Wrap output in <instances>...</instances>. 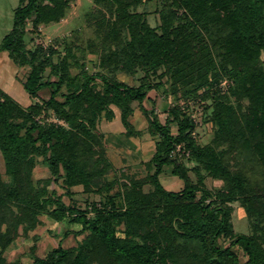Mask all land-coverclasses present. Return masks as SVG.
<instances>
[{
  "label": "trees",
  "instance_id": "1",
  "mask_svg": "<svg viewBox=\"0 0 264 264\" xmlns=\"http://www.w3.org/2000/svg\"><path fill=\"white\" fill-rule=\"evenodd\" d=\"M73 1L20 0L0 47L25 72L23 87L33 100L23 106L0 88L7 178L0 171V264H22L8 262L5 252L20 230L33 232L43 215L79 224L78 235H87L32 264H264V0H161L155 28L136 11L154 0H94L89 22L97 44L87 48L99 54L96 73L80 62L71 42L63 53L55 46H27L26 35L33 39L64 21ZM139 73L138 86L118 79ZM223 82L229 83L225 90ZM162 89L174 101L164 124L144 106L151 92ZM191 101L203 106L202 120L214 128L207 145L184 107ZM134 103L157 140L147 179L128 177L121 184L108 179L116 168L98 126L120 114L123 135L136 136ZM40 159L51 177L35 182ZM167 173L182 181L181 191L163 186ZM207 178L223 186L210 190ZM52 184L67 196L82 187L103 199L80 209L50 190ZM235 203L251 234H236Z\"/></svg>",
  "mask_w": 264,
  "mask_h": 264
},
{
  "label": "rangeland",
  "instance_id": "2",
  "mask_svg": "<svg viewBox=\"0 0 264 264\" xmlns=\"http://www.w3.org/2000/svg\"><path fill=\"white\" fill-rule=\"evenodd\" d=\"M94 0H74L71 5V10L67 18L58 24H52L42 30L40 36L31 38L26 35L27 46L29 49L35 48L36 45H43L44 47L55 46L63 53L65 42L70 43L76 47V53L80 62H85L87 69L91 73L99 71V54L89 52L87 48L90 43L97 44L95 30L93 23L89 22L90 14L93 12ZM20 6V0H0V47L3 39L12 31L14 25V11ZM162 9V1L154 0L148 1L140 5L136 11L145 13L149 24L152 27L160 25L159 12ZM67 40V41H66ZM85 50V54H81L80 50ZM89 49V50H88ZM98 51V50H96ZM7 53L0 52V78L5 82L0 83V88L4 91V87L11 90L13 98L23 106L29 105L33 100L24 90L22 80L26 77L25 72L16 66L9 58ZM57 61V58H55ZM49 71L47 72L48 75ZM72 73H78V69H73ZM142 76L139 73L136 77H130L125 74H119L118 79L132 86L139 85V79ZM165 81V80H164ZM4 87H3V86ZM229 83L223 82L222 89H227ZM9 86V87H8ZM168 85L165 86V89ZM48 97V94L47 96ZM150 99L146 100L144 106L149 110H154L159 116L160 122L165 123L167 114L165 112L170 106L174 105L173 98H169L164 93V89L158 92H151ZM135 114L132 117V124L136 136L127 138L124 136L125 129L120 120V114L117 115L115 122L109 123L105 119L99 123V130L107 134L106 148L110 160L115 164L116 170L108 175L109 180L117 179L125 183L128 177L137 179H147L151 173L146 163L152 158L157 138L149 132V121L139 109V104L134 103ZM190 109L193 118L198 123L197 133L199 141L202 145H207L213 138L214 128L212 124L204 123L202 118L205 117L203 106L195 101H191L188 105H184ZM117 112V109H115ZM211 112V110L209 111ZM1 154V152H0ZM0 155V171L4 180H7L4 175L3 159ZM192 167L193 164H187ZM193 181L196 182L194 173L190 174ZM50 171L48 167L40 159L39 165L34 172V181L50 178ZM163 186L170 191H181L184 187L181 180L169 173L161 176ZM206 186L210 190L219 189L223 186L221 181H214L211 178L206 179ZM152 186L146 185L145 191L148 192ZM50 190H56L58 195H63V201L68 205L75 204L80 209H85L92 203L100 202L103 197L98 194H87L83 192L82 187H76L72 190V196L65 195V189L58 184H52ZM117 188L112 193L117 192ZM233 223L236 234H251V226L244 210L239 203L233 204ZM40 225L28 235H24L20 230V234L15 239L14 243L6 250L5 257L8 262L21 261L22 264H32L34 257L44 258L49 251L59 246L63 248H72L83 241L87 234L78 235L81 229L79 224H69L68 222H56L48 215H43L40 218ZM66 233H69L66 236ZM221 243L228 244L227 240L221 239ZM33 248L35 249L33 251ZM235 251L239 255L240 261L247 260L244 252L236 247Z\"/></svg>",
  "mask_w": 264,
  "mask_h": 264
},
{
  "label": "crops",
  "instance_id": "3",
  "mask_svg": "<svg viewBox=\"0 0 264 264\" xmlns=\"http://www.w3.org/2000/svg\"><path fill=\"white\" fill-rule=\"evenodd\" d=\"M4 56H7V55H4ZM7 58H8V57H7ZM4 82H5V81H4L2 78H0V83L4 84ZM2 86H3V85H2ZM3 87H4V86H3ZM8 87H9V86H8ZM4 89L7 90L6 92H7L8 94H10L11 96H13V94H11V90H10L9 88H7V87L5 88V87H4Z\"/></svg>",
  "mask_w": 264,
  "mask_h": 264
}]
</instances>
